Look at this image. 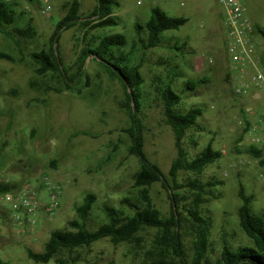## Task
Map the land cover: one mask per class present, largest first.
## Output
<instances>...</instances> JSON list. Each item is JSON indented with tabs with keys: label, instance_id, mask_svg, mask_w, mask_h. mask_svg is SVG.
I'll return each mask as SVG.
<instances>
[{
	"label": "rangeland",
	"instance_id": "1",
	"mask_svg": "<svg viewBox=\"0 0 264 264\" xmlns=\"http://www.w3.org/2000/svg\"><path fill=\"white\" fill-rule=\"evenodd\" d=\"M5 1L13 5L19 25H29L33 34L20 40V49L0 35V52L17 59L16 63L0 61V183L25 185L47 177L62 191L59 208L51 216H40L28 235H21L8 219H0V259L10 264H35L27 250L43 253L52 232L64 230L77 219L76 209L87 194L96 197L88 223L92 230L106 222L105 207L132 215L133 210L123 201L144 205L134 186L141 165L129 151L131 139L125 132L129 119L121 107L125 94L118 81L111 80L97 62L88 60L85 76L75 80L74 90L56 93L54 89L60 87L56 79L38 76L29 57L50 49L51 37L74 1L79 2L84 20L94 11L96 0H49V4L47 0ZM116 1L118 26L93 29L94 24L86 26L82 20L61 33L59 54L69 75L74 76L87 41L116 34L126 37L128 45L122 53L131 54L132 62L142 66L145 80L144 149L148 160L165 175L177 157V148L175 133L165 122L160 89L173 81L172 88L183 98V109H204L199 121L202 131L189 133L184 140L187 158H196L208 144L222 158L201 175L179 173V207L197 205L201 215L210 219L205 258H199L192 225L182 223L179 233L189 264H223L225 244L233 250L251 245L240 226L241 188L252 198L253 213L264 219V166L247 154L255 135L250 126L264 109V92L251 89L242 100L234 96L238 82L228 78L232 73L226 50L228 33L214 0ZM243 2L255 29L252 44L264 68V37L256 32L264 31V0ZM49 6L51 13L45 14ZM153 8L188 22L179 30L166 32L160 47L146 49L148 35L144 30L138 34L136 24L145 27ZM175 47L185 50L180 53ZM22 56L25 61L19 62ZM200 80L206 83L196 91L185 90L187 81ZM195 181L197 187L192 186ZM150 197L162 216L169 218L171 201L160 183L150 188ZM160 235L157 229L147 228L134 242L115 246L102 240L60 259L65 264H153L163 256L165 264H181L168 239L163 237V247L160 245Z\"/></svg>",
	"mask_w": 264,
	"mask_h": 264
},
{
	"label": "trees",
	"instance_id": "2",
	"mask_svg": "<svg viewBox=\"0 0 264 264\" xmlns=\"http://www.w3.org/2000/svg\"><path fill=\"white\" fill-rule=\"evenodd\" d=\"M25 1L33 2L34 0ZM96 2L97 5L94 11L83 20L80 15V4L78 1H74L65 18L58 23L51 37L50 49L32 53L29 57L37 66L35 72L38 76L46 77L50 75L56 79L60 86L54 89L56 93H61L64 90H74L75 80L85 76V67L88 60L97 62L111 80L119 82L125 94V100L121 107L127 112L129 119V128L125 131L131 139L129 151L138 159L141 165L140 171L134 178V186L140 190L145 204H132L128 200L123 201L133 210L132 215L124 214L115 208L105 207L106 222L97 229L92 230L88 223L96 197L87 194L82 205L76 209L77 219L69 222L68 227L64 230L52 232L43 253H35L28 249L27 256L35 264H49L52 261L65 264L60 259L65 253H73L79 249L89 248L102 240H110L115 246L131 243L137 240L142 231L151 228L157 229L161 234L159 239L162 242L160 244L162 247L164 237L173 245L181 264H189L179 233L182 223L188 222L193 226L196 234L194 244L199 258H205L209 242L210 219L201 215L197 205L194 208L179 207L181 201L180 190L182 189L179 183V173L185 171L201 175L207 167L222 158V154L215 151L212 144H208L191 161L187 158L184 140L189 133L202 131L199 121L204 115V109L200 107L190 110L183 109V98L172 88L173 81L163 84L160 89L159 97L164 109L165 122L175 133L177 148V157L168 175H165L157 165L148 160L144 149L145 128L142 112L146 102L143 94L145 80L141 73L142 66L132 62L131 54L127 56L122 53L128 45L126 37L122 34H116L87 41L78 58L77 73L74 76L69 75L59 54L61 33L77 27L82 20L86 26L94 24L93 29L118 26L114 11L119 7V3L116 0H96ZM187 22L188 19L186 18L170 17L158 8H153L151 18L146 26L136 24V31L140 34L144 30L148 35L146 49H155L161 46L162 36L166 32L179 30ZM256 32L264 37L263 30L257 29ZM32 34L33 29L29 25L25 27L19 25L13 5L5 0H0V35L20 49V40L30 38ZM174 49L180 53L185 50L181 47H175ZM24 59L25 57L22 56L19 62H24ZM0 61L16 63L17 59L10 54L0 52ZM228 78H231L230 75H228ZM204 83L206 81H187L185 90L194 92ZM246 123L249 127V122ZM244 131L247 132L248 130L245 129ZM247 154L259 160L260 164L264 166V147L251 145L247 150ZM156 183H160L168 192L171 201V215L169 218L162 216L150 197V188ZM22 186L23 183L21 182L0 183V195L15 193ZM192 186L197 187L198 182H192ZM239 198L242 201L239 208L240 226L251 241V245L239 246L233 250L228 244H225L222 252V263L264 264V219L253 213L252 198L246 196L243 188L239 190ZM0 264L10 263L0 259ZM153 264H165L163 263V256L158 260H154Z\"/></svg>",
	"mask_w": 264,
	"mask_h": 264
},
{
	"label": "built area",
	"instance_id": "3",
	"mask_svg": "<svg viewBox=\"0 0 264 264\" xmlns=\"http://www.w3.org/2000/svg\"><path fill=\"white\" fill-rule=\"evenodd\" d=\"M214 1L221 9L228 33L226 50L232 69L230 77L233 82H238L233 87L234 96L242 100L251 93V89L264 92V68L252 44L255 29L246 17L243 0ZM45 3L49 4L50 1ZM44 13L50 14L51 7L46 8ZM250 130L255 132L251 145L264 147V109ZM61 195L60 186L53 184L47 177L28 182L15 193L0 195V219H8L21 235H28L40 216H51L59 208Z\"/></svg>",
	"mask_w": 264,
	"mask_h": 264
},
{
	"label": "crops",
	"instance_id": "4",
	"mask_svg": "<svg viewBox=\"0 0 264 264\" xmlns=\"http://www.w3.org/2000/svg\"><path fill=\"white\" fill-rule=\"evenodd\" d=\"M198 60H199V59H197V61H198ZM199 65H201V66H202V64H201V63H199ZM199 65H198V63H197V66H199Z\"/></svg>",
	"mask_w": 264,
	"mask_h": 264
}]
</instances>
